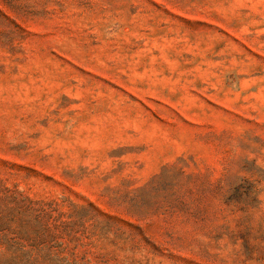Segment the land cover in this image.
Instances as JSON below:
<instances>
[{"label":"rangeland","instance_id":"obj_1","mask_svg":"<svg viewBox=\"0 0 264 264\" xmlns=\"http://www.w3.org/2000/svg\"><path fill=\"white\" fill-rule=\"evenodd\" d=\"M0 264H264V0H0Z\"/></svg>","mask_w":264,"mask_h":264}]
</instances>
